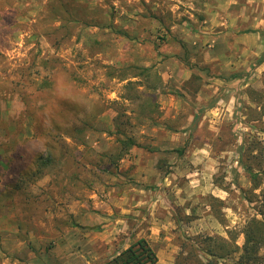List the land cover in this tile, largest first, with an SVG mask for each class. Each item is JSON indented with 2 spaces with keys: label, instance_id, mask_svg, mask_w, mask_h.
<instances>
[{
  "label": "rangeland",
  "instance_id": "rangeland-1",
  "mask_svg": "<svg viewBox=\"0 0 264 264\" xmlns=\"http://www.w3.org/2000/svg\"><path fill=\"white\" fill-rule=\"evenodd\" d=\"M69 9L99 25L57 29ZM262 58L264 0H0V264L241 247L264 217L243 167H264Z\"/></svg>",
  "mask_w": 264,
  "mask_h": 264
},
{
  "label": "trees",
  "instance_id": "trees-1",
  "mask_svg": "<svg viewBox=\"0 0 264 264\" xmlns=\"http://www.w3.org/2000/svg\"><path fill=\"white\" fill-rule=\"evenodd\" d=\"M68 12L70 13L66 14V18L63 16H57L58 19L52 18L53 22L60 21L61 23L57 29L66 30L70 25L79 20H81V24L85 27H97L99 25V20H87V13L83 12V10L69 9ZM252 69L253 67L251 69L249 68V70L242 75L234 76V78L243 79L245 76L250 75ZM40 88L36 90L39 91ZM260 116H264V110L260 113ZM79 130L80 128H77L75 132H79ZM120 145L123 151L138 146L131 138L121 140ZM249 148L257 149L259 153L258 156L253 158L262 159L264 147H261L259 142L253 141L252 147L249 146ZM243 167L251 181L252 190L260 189V205H262L264 209V167L257 166V169L254 170L250 163L243 164ZM7 186L9 187V192L21 191L16 181ZM5 194L6 191L0 192V197ZM240 234L243 236V244L241 247L235 244L236 236L231 234L227 242L219 237H205L202 240L195 238L193 243L184 244L186 247V255L180 257V262L181 264H203L200 261L196 262L197 252H200L207 259L205 264H224V260L232 254H239L235 264H264V257L260 253L261 248L264 247V217L262 213L259 219L256 217L250 218L242 227ZM156 262L157 257L154 250L145 239L141 238L103 264H155Z\"/></svg>",
  "mask_w": 264,
  "mask_h": 264
}]
</instances>
